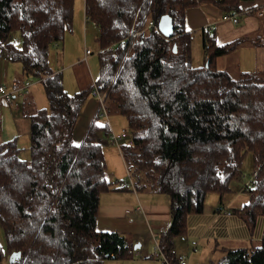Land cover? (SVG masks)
I'll use <instances>...</instances> for the list:
<instances>
[{
    "label": "trees",
    "instance_id": "trees-1",
    "mask_svg": "<svg viewBox=\"0 0 264 264\" xmlns=\"http://www.w3.org/2000/svg\"><path fill=\"white\" fill-rule=\"evenodd\" d=\"M74 1L0 0V57L19 62L24 80L41 83L48 102L38 109L24 101L28 160L19 157L16 138L0 144V263L13 252L19 258L6 264H103L132 257L124 235L96 230L100 195L115 185L100 142L112 131L109 123H98L111 111L126 120L118 149L127 175L117 186L169 195L171 223L158 236L167 257L176 261L174 239L186 235L188 216L203 212L208 194L233 192L247 153L253 168L243 186L250 187L241 189L249 200L235 212L253 231L257 218H264V70L233 78L217 66L219 56L250 37L217 44L203 31V64L194 67L185 10L205 0H84L86 21L99 29V49L113 50L97 54L94 83L69 94L60 71L50 67V53L72 29ZM207 1L227 12L239 11L244 0ZM165 14L172 19L170 38L147 27L149 21L158 27ZM13 32L20 34L19 47L10 41ZM251 39L264 47V37ZM91 96L95 115L76 139ZM209 264H264V231L259 241L225 249Z\"/></svg>",
    "mask_w": 264,
    "mask_h": 264
},
{
    "label": "crops",
    "instance_id": "crops-1",
    "mask_svg": "<svg viewBox=\"0 0 264 264\" xmlns=\"http://www.w3.org/2000/svg\"><path fill=\"white\" fill-rule=\"evenodd\" d=\"M224 13L223 10L205 0L198 6L185 10V29L191 38L193 36L194 39L199 40L197 35H200V41L197 44L203 42V31L213 34L217 44H223L236 38L250 37L249 42L247 41L245 45L231 54L219 56L217 66L227 72L230 68H234L233 71L239 74L242 71H252L251 69L255 68L259 60L261 61L259 69L263 71L264 47L258 46L256 41L252 42L254 39L251 38L264 37V0L241 1L239 4L240 20L237 23L223 19ZM87 23L90 24V27ZM211 26L215 27L214 30L209 29ZM89 30L98 35V27L94 23L86 21L84 0H79L77 5L75 4L72 29L66 34L62 42L61 53L57 52V55H63L64 51L63 59L69 66L67 70L60 71L61 74L63 73V87L69 94L85 90L95 81L88 64L92 60L93 52L86 60H83ZM191 41L193 40L191 39ZM14 44L19 47L21 40H17ZM69 46L73 47L70 48ZM73 51H76V53L74 54ZM229 58H232L234 65L229 64ZM196 59V61L199 60ZM199 61L202 65L203 51L202 60ZM52 70L59 72L58 68ZM68 73L73 77L72 90H70L71 86L68 79H66ZM24 79L19 62L0 57V83L9 85L13 81ZM35 84L37 85V83H34L30 88V93L25 96H28L27 100H30L31 105L36 108L32 103V97H29L34 94ZM22 97L24 96H15L10 107H0V144L15 137L17 146L20 149L19 157L28 160L30 158L29 121L22 112L25 101L24 99L20 100ZM96 106V99L92 96L85 102L74 130L76 139H81L86 126L95 115ZM4 114L7 118L6 123H2ZM122 163V168L124 166L125 171L124 160ZM109 167V169L107 167L108 174L121 175L123 173L121 167L118 171H116L117 168ZM121 180H125V178L115 179V185L100 195L96 230L124 235L133 245L134 252L131 258L105 259L103 264H161L155 255L154 247L156 241L159 243V234L165 232L171 223L169 195L164 192L120 188L117 186V182ZM241 188L235 190L232 188L233 192L223 197L217 195L215 202L212 199V205H204L202 213L188 216L186 235L174 239L175 257L179 254H185L188 258V264H190L191 254L196 252V260H200V257L203 256L206 259V264H209L211 262L208 261L209 256L215 254V251L219 252L218 254L222 257L225 249L245 247L262 238L264 218H257L255 228L253 231H249L241 216L235 212L236 209H239L237 207L241 208L249 200L243 197L244 191ZM219 205L231 210V214L217 213L216 208ZM183 241L186 243L185 251H182ZM192 241L196 242L194 250ZM198 247H200L199 250ZM189 251L190 253L187 254ZM168 259L171 264H177L169 257Z\"/></svg>",
    "mask_w": 264,
    "mask_h": 264
},
{
    "label": "rangeland",
    "instance_id": "rangeland-1",
    "mask_svg": "<svg viewBox=\"0 0 264 264\" xmlns=\"http://www.w3.org/2000/svg\"><path fill=\"white\" fill-rule=\"evenodd\" d=\"M79 0H75L74 1V7H73V11L75 10V4L77 5ZM240 20V19H239ZM88 27H90V24L87 23ZM148 27V26H147ZM148 28H151V27H148ZM198 39H194V37L192 36V40L191 41V46H190V50H191V57H192V65L194 67H198V66H201V62L199 60H202V51H203V48H202V44L199 43L197 44V42L200 41V35L198 34L197 35ZM96 38H97V35L95 33L92 32V30H89V33H88V40H87V48L90 49L92 52H93V55H92V60H90L88 62L89 64V68L93 74V80H95L97 78V75H98V60H97V54L99 53L100 49H99V46H98V43L96 41ZM20 41L21 40V37H20V34L19 32H13L10 36V41L15 43L16 41ZM67 42V41H66ZM66 42L64 44V50H65V46H66ZM74 46V45H73ZM73 46H69L70 48H72ZM62 47V44L59 45L56 49H51V53H50V67L52 69H59V71H65L69 68L68 63L67 62H64V59H63V56H64V51H63V55H57V52L59 51L60 52V49ZM110 52V51H108ZM259 53V51H257ZM73 53L75 54L76 51H73ZM229 57H233V56H229ZM198 58L199 60L196 61ZM229 64L230 65H234L233 63V60L232 58H229L228 60ZM220 65V63H219ZM261 65V61H257L256 63V66L254 69H251V70H260L259 69V66ZM234 68H230L229 69V74L234 78L238 75L237 72L233 71ZM60 72V73H61ZM63 75V73H62ZM72 75H69L66 74V79H68L69 81V85L71 86L70 90H72V86H73V83H72ZM36 78H34L33 80H35ZM62 80H63V77H62ZM36 82V81H35ZM34 94H32V96H29V97H32V103L36 106V108H47L48 107V102H47V99H46V96H45V93H44V90H43V86L41 83H37V85L35 84L34 86ZM27 97L28 96H24L22 97L20 100L22 101V99L24 100H27ZM27 101H30V100H27ZM33 107V106H32ZM35 108V107H33ZM112 112V113H111ZM108 113V118L104 117V116H100L98 118V123L103 125L105 123H109L110 125V129L113 133L117 134L119 132H121L122 130L126 129V120L123 116L119 115V114H115L114 111H111ZM7 121V118H6V115L4 114V116L2 117V123H6ZM124 128V129H122ZM15 138V137H14ZM13 139V138H12ZM129 139L126 140L125 142L122 141L120 142L121 145H124V144H127L129 143ZM10 140V139H9ZM100 142L102 143V147H103V153H104V156H105V161L106 162V167H108V169L110 168L109 166L113 167L114 169H116V171H118L120 169V167L122 168V158L119 154V151H118V148L117 146L111 144L110 140H109V137L107 136H103L100 140ZM123 143V144H122ZM252 168H253V163H252V156L250 153H247L244 157V160H243V165H242V171H243V177H242V180L240 181H234L232 183V188L235 190L239 187H242L244 184H246L247 182H249L251 180V172H252ZM122 174L121 175H114L113 173H110L109 176L111 178V180H115V179H119V178H125L126 180V174H125V171H124V166L122 168ZM244 187L243 186V190H244ZM217 196V194H208L207 195V199L205 200V205L206 206H210L212 205V199L213 201L215 202V197ZM243 197L248 200L249 199V194L247 192L244 193ZM237 208H240V207H237ZM0 244L5 246V240H4V236H3V231H2V228L0 227ZM183 244V248H182V251H185V247H186V243L183 241L182 242ZM200 247H198V250H199ZM197 250V251H198ZM190 251L187 253L189 254ZM219 253V252H218ZM217 253V251H215V254H211L209 256V259L208 261L210 262H217L221 257L220 255ZM179 255H184L186 256L185 254H179ZM178 255V256H179ZM8 255H6L5 259L0 263V264H6L8 262ZM206 259L202 256L200 257V260H196V252L191 254V257H190V264H206Z\"/></svg>",
    "mask_w": 264,
    "mask_h": 264
},
{
    "label": "built area",
    "instance_id": "built-area-1",
    "mask_svg": "<svg viewBox=\"0 0 264 264\" xmlns=\"http://www.w3.org/2000/svg\"><path fill=\"white\" fill-rule=\"evenodd\" d=\"M223 19L225 20H229L232 23H237L239 21V11L237 10H231V11H227L223 14ZM148 27L151 28H156L158 30V27L154 25V23L152 21H149L147 24ZM211 29H214V26L210 27ZM113 50V46H107L105 48H103L102 52H108V51H112ZM92 54V51L90 49H88L87 47L84 50V57L83 60H86L87 57L89 55ZM34 82L30 79L18 82V81H13L11 82L9 85L5 84V83H0V107H10L12 105V99L15 96H23L29 93V88L30 86L33 84ZM94 95H96L98 98H100L99 100H101V93L98 91V89H96L93 92ZM125 136V133H119V134H115L113 132H111L109 138L112 144H115L117 147L119 145V139H121L122 137ZM120 186H124V182L120 181L119 182ZM250 185H245L246 189H249ZM217 213H226L229 214V211L225 209V207L223 206H217L216 208ZM192 246H193V250L196 247V242L192 241ZM155 255L158 258V261L161 264H171L170 260L168 259V257L162 252V250L159 247V243L158 241H156L155 247ZM176 262L177 264H188V258L187 256L184 255H179L176 257Z\"/></svg>",
    "mask_w": 264,
    "mask_h": 264
},
{
    "label": "water",
    "instance_id": "water-1",
    "mask_svg": "<svg viewBox=\"0 0 264 264\" xmlns=\"http://www.w3.org/2000/svg\"><path fill=\"white\" fill-rule=\"evenodd\" d=\"M158 29L167 38L172 37L173 35V24L172 19L168 14H165L160 17L158 21ZM137 247V246H136ZM20 256L19 252H13L10 254L8 261L12 263L15 259H18Z\"/></svg>",
    "mask_w": 264,
    "mask_h": 264
}]
</instances>
